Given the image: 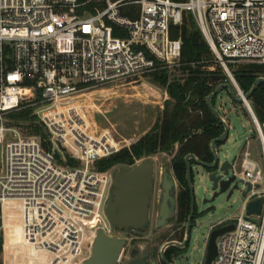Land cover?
Segmentation results:
<instances>
[{"label": "built area", "instance_id": "obj_1", "mask_svg": "<svg viewBox=\"0 0 264 264\" xmlns=\"http://www.w3.org/2000/svg\"><path fill=\"white\" fill-rule=\"evenodd\" d=\"M98 1L103 8L93 5ZM126 4L137 5L132 16L119 14ZM183 12L192 14L221 64L264 63V0H0V205L17 203L22 241L46 252L41 264H76L90 251L97 221L109 233L100 215L113 174L94 161L118 147L88 134L79 106L68 100L178 65L181 40L170 38L169 26L180 24ZM24 106L45 129L47 147L3 117ZM254 126L259 158L248 140L235 155L228 174L249 188L233 221L210 225L233 224L216 236L210 264H264V123ZM57 141L77 164L62 163ZM257 197L259 212L248 214L247 202Z\"/></svg>", "mask_w": 264, "mask_h": 264}, {"label": "rangeland", "instance_id": "obj_2", "mask_svg": "<svg viewBox=\"0 0 264 264\" xmlns=\"http://www.w3.org/2000/svg\"><path fill=\"white\" fill-rule=\"evenodd\" d=\"M93 5L97 9H101L104 6V2L98 1L93 3ZM136 10L137 5L126 4L119 7V14L132 16ZM249 63L255 62L225 61L221 64L215 59L213 54V64L209 65L208 69H217L216 67L219 66L227 77V80L225 81L230 80L228 77L229 73L238 85L233 70L237 69L239 65ZM179 65L180 64L171 67V72L168 77L179 72V70H175ZM167 98L168 94L165 88L154 83L151 80L150 74H146L133 79L128 78L89 88L88 90L75 94L68 100V103L79 106V109L83 114L82 118L85 120L83 126L88 134L95 138L100 135H105L108 140L112 137L117 142L119 149L123 146H128L149 129L159 116L164 101ZM212 105L218 113L226 119L229 125L227 137L216 144V152L218 155L217 173H219L218 167L223 160L230 161L234 155L241 154L246 146V140H248L250 150L254 151L255 157L259 158L257 155L260 147L259 141L254 123L249 117L251 115L246 106L242 102L232 100L226 89L220 90L212 98ZM8 113H10V111L3 114V117L6 122H13V120L8 118ZM31 113H33V108ZM18 122L24 124L23 122L26 121L18 120ZM20 128L24 134L30 135L26 133V127L22 126ZM62 152L65 154L64 151ZM62 152L59 153L61 154ZM164 155H167L168 158L171 156L168 154H155L150 156L154 160V182L149 202V229L153 227L156 215V204L159 193V171L161 163L163 162L162 157ZM105 157L106 156H104V158ZM139 160L140 159L137 161ZM121 166H125V164L116 163L103 171L113 174V172ZM4 167L5 164L3 160L2 163H0V168L4 169ZM260 168H262L261 165ZM191 169L195 202L200 213L192 225L185 256L187 258V264H203L205 244L210 231V225L218 223L224 219H227V222L233 221L235 216L241 211L244 199V195L241 191L243 188H246V186L241 184L239 177H236L231 183L230 188L235 181L237 185L233 188L229 197H227L228 190H226L218 194L213 200L203 203L202 199L204 197L210 198L211 196V182L208 180L207 172L203 167L191 162ZM235 170L237 172L240 170L238 164L235 166ZM110 187L111 184L109 185V188ZM100 216L103 224L109 229L108 232L111 233L113 229L104 215L103 208ZM19 218V213L16 214V211H13L12 209L8 212V210L0 205V264H41V261L29 252L28 247H23L24 242L22 241L20 232ZM252 218L256 219V216H252ZM97 220H99V218ZM11 222L12 231H9L8 228ZM150 232L151 231L147 230L145 235L149 236ZM87 255L88 252L84 251L76 264H80L81 260ZM45 256L46 252L43 256L44 261ZM27 258L31 261H26Z\"/></svg>", "mask_w": 264, "mask_h": 264}, {"label": "trees", "instance_id": "obj_3", "mask_svg": "<svg viewBox=\"0 0 264 264\" xmlns=\"http://www.w3.org/2000/svg\"><path fill=\"white\" fill-rule=\"evenodd\" d=\"M169 36L179 37L181 40L180 65L175 68L179 72L168 77L171 70L161 67L148 73L151 80L163 86L168 94L159 116L147 131L128 146L95 160L94 167L103 171L116 163L132 165L138 159L155 154L172 155L171 167L181 187L178 217L183 219L188 204L183 157L192 152L201 160H211L209 142L222 132L223 127L208 109L205 97L217 84L227 80V77L219 66L217 69H208L213 64V53L191 13L183 12L180 24H170ZM233 74L239 87L245 92L257 76H264V64H242L233 70ZM248 101L258 122L264 123V83L257 85ZM31 111V106L10 110L7 115L13 122L9 123L26 127L27 134L39 136L43 147H47L45 129ZM18 120L26 122L21 124ZM56 156L59 158V153ZM65 158L64 162L60 158L59 161L68 165L78 162L67 153Z\"/></svg>", "mask_w": 264, "mask_h": 264}, {"label": "water", "instance_id": "obj_4", "mask_svg": "<svg viewBox=\"0 0 264 264\" xmlns=\"http://www.w3.org/2000/svg\"><path fill=\"white\" fill-rule=\"evenodd\" d=\"M230 80L217 84L205 97V103L208 109L215 115L218 122L222 125V132L211 138L209 142L210 151L212 153L211 161H204L195 156L194 153L188 152L184 155L185 179L190 193V214L191 216L194 202V187L191 178V162L203 167L207 172V178L211 182V196L209 199H203L202 202L213 200L218 194L228 190L227 197L231 194L237 183L234 182V174H228L229 169L235 159L223 160L217 173L218 155L216 152L217 142L223 141L228 135V122L221 116L212 105V98L222 89H226L230 98L234 101L242 102L253 121L256 123L257 118L248 103L247 99L252 91L259 83H264V76H257L250 88L240 95L237 91L238 85L233 77ZM239 88V87H238ZM59 150L64 151L65 148L57 141ZM171 157V156H170ZM161 175L159 181V193L157 198V211L155 225L157 228L164 226L170 216L174 214L176 205V182L170 169V158L167 155L162 157ZM154 170V160L149 156L136 161L132 165L118 167L113 172L111 187L109 188L107 198L104 203V215L114 231L122 228H132L138 232H144L149 222V205L152 193V178ZM249 185L241 193L244 195ZM261 207V198L251 199L246 204V212L258 213ZM232 223L216 226L210 229L206 244L205 256L203 264H210L212 257L216 251L215 238L217 235L231 230ZM94 230V239L90 246L88 255L81 260L80 264H115L116 259L124 245V238L115 234H108L103 230L99 221L92 228ZM175 243L174 241L166 242L167 244ZM182 244V243H181ZM163 249V248H162ZM127 264H145L144 259H132ZM152 264H155L154 261Z\"/></svg>", "mask_w": 264, "mask_h": 264}, {"label": "flooded vegetation", "instance_id": "obj_5", "mask_svg": "<svg viewBox=\"0 0 264 264\" xmlns=\"http://www.w3.org/2000/svg\"><path fill=\"white\" fill-rule=\"evenodd\" d=\"M171 157H170V169L172 171V174L176 182V205H175L174 214L170 216L167 220V223L160 228H157L155 225V218H156L155 215L153 227L149 229V224H150V205H149V222L147 229L144 232H138L128 227V228L119 229L117 231L112 230L111 233H108V234H115L117 236H120L125 240L124 245L120 250V253L118 255V258L116 259L115 264H127L128 261L132 259H139V260L144 259L145 264H152L153 261L155 264H187L185 251L188 247L192 225L200 212L197 208L194 198L191 216L190 218L188 217L190 214V193L187 185V191H188L187 211L184 214L183 219H179L178 200H179V191L181 187L178 179L176 178L174 170L171 167ZM160 175H161V166L159 171V181H160ZM191 178L193 182L192 171H191ZM153 182H154V170H153V178H152V188H153ZM203 199L207 200L209 198L204 197ZM156 211H157V204H156ZM147 230L151 231L149 233V236L145 235V232H147ZM168 241H174L175 243H170L163 247V245Z\"/></svg>", "mask_w": 264, "mask_h": 264}, {"label": "bare ground", "instance_id": "obj_6", "mask_svg": "<svg viewBox=\"0 0 264 264\" xmlns=\"http://www.w3.org/2000/svg\"><path fill=\"white\" fill-rule=\"evenodd\" d=\"M109 144L112 146V147H117V142L112 138L110 137L109 140H108ZM2 207H4L6 210L11 211V209L13 211H16V214L19 213L18 211V205L15 201H12V200H8L6 202L3 203ZM12 213V212H11ZM10 219V218H9ZM11 221V220H10ZM20 223V222H19ZM9 231H12V222L10 223L9 225ZM20 232H21V224H20ZM23 247H28L29 248V252H31V254L35 257H37L41 262L44 261V254L45 252L44 251H41V250H35L33 249L32 247L30 246H26L25 243H23ZM42 253H43V256H42ZM28 257V255H27ZM34 259V258H33ZM26 261L30 262L31 260L29 258L26 259Z\"/></svg>", "mask_w": 264, "mask_h": 264}, {"label": "crops", "instance_id": "obj_7", "mask_svg": "<svg viewBox=\"0 0 264 264\" xmlns=\"http://www.w3.org/2000/svg\"><path fill=\"white\" fill-rule=\"evenodd\" d=\"M250 118L252 119V117L250 116ZM252 121H253V119H252ZM258 121V120H257ZM253 123H254V121H253ZM115 147V146H114Z\"/></svg>", "mask_w": 264, "mask_h": 264}]
</instances>
